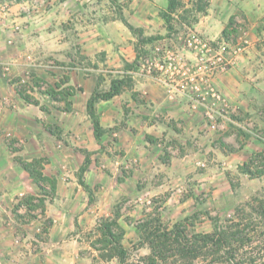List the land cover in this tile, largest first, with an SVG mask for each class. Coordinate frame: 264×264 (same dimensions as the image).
Listing matches in <instances>:
<instances>
[{
  "label": "rangeland",
  "instance_id": "obj_1",
  "mask_svg": "<svg viewBox=\"0 0 264 264\" xmlns=\"http://www.w3.org/2000/svg\"><path fill=\"white\" fill-rule=\"evenodd\" d=\"M75 1L89 12L97 2ZM111 1L126 5V0ZM196 2L192 7L183 2L172 13L173 27L167 35L171 41H164L160 34L146 37L138 28L132 30L141 45L133 63L136 67L128 72L110 66L101 55L82 53V46L70 42L68 34L74 31L68 27L69 1L0 0V48L11 54L0 58V71L14 88L12 95L5 93L0 99V145L7 152L0 172V227L10 229L14 246L28 248L32 259L27 257V264H209L201 257L172 256L173 251L155 261L149 259L152 249L141 225L161 224L171 230L178 223L188 235L210 232L215 222L235 218L239 205L264 194V174L243 171L252 159L253 172L264 170V61L259 58L246 66L240 64L241 55L235 75L229 73L233 67L215 75L210 83L219 98L207 91V83L200 85L207 91L203 100L180 94L188 103L165 89L172 106L155 109L154 103L147 106L145 94L131 91L133 99L152 109V114L139 113L124 103L123 117L102 125L105 133L100 139L94 135L87 111L90 96L96 90H108L112 80L124 79L118 97L124 100V91L134 87L133 71L144 76L157 46L163 52L181 53L186 34L195 31L193 24L202 12ZM57 8L60 24L53 26ZM36 17L44 20L45 34L54 32L59 37L58 46H45L44 51L41 47L42 56L35 59V45L28 43V56L33 57L21 67L19 53L25 50L19 36L25 22ZM262 31L260 42L264 43ZM222 35L230 43L245 38L249 45L253 42L249 30L238 22L227 23ZM183 56L194 62L190 51ZM36 71L41 76L36 77ZM221 75L224 80L219 84ZM187 76H177L180 86L189 83ZM106 103L97 102L99 117V107ZM5 107L8 114L4 116ZM87 154L91 162L84 180L89 190L79 182V168ZM21 159H42L37 168L48 178L43 187L22 167ZM11 166L16 173L9 172ZM110 221L123 234L125 257L115 245L106 246L101 240V227Z\"/></svg>",
  "mask_w": 264,
  "mask_h": 264
},
{
  "label": "crops",
  "instance_id": "obj_2",
  "mask_svg": "<svg viewBox=\"0 0 264 264\" xmlns=\"http://www.w3.org/2000/svg\"><path fill=\"white\" fill-rule=\"evenodd\" d=\"M67 1L70 2V4L67 5V19H69L68 27L70 30L74 31L73 35L68 34L69 37L71 36L69 38L70 42L73 43L74 46L77 43L82 46V53L86 55H101L105 58V62L110 66L122 67L119 71L128 70V72H130L131 70H134L133 68L136 67V64L133 63H136L138 60V49L139 45H141L139 42L140 37L138 34L136 35L132 32L123 21L122 16H124L132 26L138 28L143 36L148 37L160 34L163 36L164 41H171L169 39L170 37L167 36L169 29L162 15V13L168 8L169 0H126V5L124 4L123 6H120L118 2L114 3L111 0H97L95 7L90 12L85 7L79 6L78 2H73L74 0ZM182 1L189 7L193 5L196 0ZM19 4L21 3H17L16 6L19 7ZM71 4H73V6H71ZM80 4L82 3L80 2ZM119 6L121 8H119ZM55 11V21H52L53 26L60 24V22L57 21L60 16L56 14L60 13V10L57 8ZM118 13L121 15L118 16ZM91 15L93 16V19H89V16ZM37 18L38 17L33 21L25 22L26 29L19 36V42L24 45L25 50V52L19 53V56L22 58V65L21 63L19 64L21 67H26V65L29 64V59L27 60L28 57L32 58L34 56L35 59H38L37 55L41 57V47H43L44 51L45 46L53 48L58 46L59 37L54 36L56 35L54 32L51 33L52 36L45 34L44 20H42V18L37 20ZM236 21L240 23V28L249 30L253 40L245 53L242 54L243 56H241L240 64H246V66L249 62L253 64L257 58H259V62H263L264 43L262 41L260 42V37L264 28V0H208L206 10L198 14V19L193 24V27L196 32L207 39L220 40L223 37L222 31L226 24L233 23V25H236ZM2 26L3 25H1L0 28H2ZM33 31H35V34H32ZM28 43L30 45H35L36 51L34 55L32 54L33 56H28L31 54V50L27 53L26 46ZM180 50L182 52L179 53V55L182 57H185L183 55H187L189 52L186 47ZM71 53H75L74 50H71ZM10 56L11 54H9V51L6 52V49L0 48V58L5 60ZM1 62L3 61L0 60V63ZM126 63L133 66L125 67ZM238 68L233 67L229 73L233 72L235 75V72L239 71ZM37 71L34 72L36 77L41 76V73H38ZM1 73L2 72L0 71V99L5 93L11 95L14 93L12 84L8 85V80L3 78ZM133 73L132 78L134 79V87L130 89L128 88V90L124 91V94L126 95L124 97H126V99L118 100V97H120L121 94L116 95L112 99L105 100L107 103L103 107H99L102 113L100 117L101 125L107 126L114 121L116 122V119L122 118L124 115V103H126L127 106H132V108L138 110L139 113L145 115H150L153 112L152 109L147 107L150 105L148 102L154 103L155 109H157V107L170 108L172 106L171 103L173 101L167 99V91L164 86L161 84L159 85V83L155 82L154 78H151L146 74H144V76L141 75L139 71H133ZM221 80H224L222 75L219 79V84L222 82ZM131 91H141L145 94L147 106H143L139 104L137 100H134L131 96ZM176 98L177 100H180V102L186 101L188 103L189 101L188 98L182 97L180 94H177ZM113 104H115L114 108ZM141 108L143 110H141ZM6 113L8 114L7 108L5 107L3 115L5 116ZM114 115L116 118H113ZM140 117L143 119L145 116ZM144 120L146 119L144 118ZM124 134H126V132H124ZM6 153L5 145H0V172L3 167L2 163L4 164L5 162ZM9 169L10 173H16L13 166ZM11 179L13 182L15 178L11 177ZM15 184L16 180L13 185ZM13 185L10 186L11 189L14 188ZM9 230L10 229L5 227H0V264H13L15 262H17L16 264H27L26 259L27 257L32 259V254H30L28 248H21V246H14L12 244L11 238L13 237V234ZM25 251H27V253H25ZM28 254L30 255L26 256Z\"/></svg>",
  "mask_w": 264,
  "mask_h": 264
},
{
  "label": "trees",
  "instance_id": "obj_3",
  "mask_svg": "<svg viewBox=\"0 0 264 264\" xmlns=\"http://www.w3.org/2000/svg\"><path fill=\"white\" fill-rule=\"evenodd\" d=\"M207 4L205 0H197L195 6L197 10L204 11ZM184 5L182 0H169L168 8L162 13L169 30L173 27L172 13ZM126 23L131 30L136 32V28L127 21ZM148 39L153 40L154 38ZM125 83L124 79H114L108 90L103 92L96 90L88 99L87 111L93 122L94 135L97 139L105 133L97 113V102L112 99L120 94ZM90 162V156L87 154L84 163L79 168V182L86 190L90 188L85 183L84 174ZM20 163L32 175L37 185L43 187V181L48 178L37 168L42 166V159H35L33 162L21 159ZM253 163L254 159L246 163L243 171L252 176L263 175L264 170L253 172L251 168ZM236 213L235 218L226 220L224 224L215 222L212 231L193 235H188L184 229L185 226L178 223L171 230L162 228L161 224L141 225L152 249L148 258L155 261L159 257H164L169 251H173L172 256L180 255L183 258L192 257L193 259L201 257L209 264H264V194L259 193L239 205ZM158 222L161 223L160 219ZM115 227V221L106 222L101 227V240L106 246L115 245L114 247L118 248V254L125 257L126 251L121 244L123 234L116 232Z\"/></svg>",
  "mask_w": 264,
  "mask_h": 264
},
{
  "label": "built area",
  "instance_id": "obj_4",
  "mask_svg": "<svg viewBox=\"0 0 264 264\" xmlns=\"http://www.w3.org/2000/svg\"><path fill=\"white\" fill-rule=\"evenodd\" d=\"M184 42L185 47L193 54L194 62H187L185 57L173 51L163 52L162 47L157 46V55L148 62L150 64L145 74L162 83L171 96L178 93L200 101L206 98L207 91H211L214 97L219 98V94L211 86L212 78L237 65L250 41L247 38L237 43H230L225 39L211 40L189 30ZM182 75H189V83L180 86L176 78ZM202 83L208 84L205 92L201 89Z\"/></svg>",
  "mask_w": 264,
  "mask_h": 264
}]
</instances>
